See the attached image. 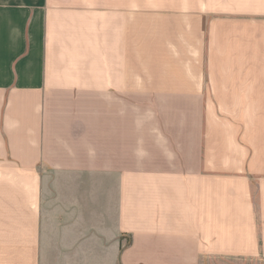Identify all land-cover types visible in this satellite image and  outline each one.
I'll use <instances>...</instances> for the list:
<instances>
[{
  "label": "crops",
  "instance_id": "crops-1",
  "mask_svg": "<svg viewBox=\"0 0 264 264\" xmlns=\"http://www.w3.org/2000/svg\"><path fill=\"white\" fill-rule=\"evenodd\" d=\"M264 264V0H0V264Z\"/></svg>",
  "mask_w": 264,
  "mask_h": 264
},
{
  "label": "rangeland",
  "instance_id": "rangeland-1",
  "mask_svg": "<svg viewBox=\"0 0 264 264\" xmlns=\"http://www.w3.org/2000/svg\"><path fill=\"white\" fill-rule=\"evenodd\" d=\"M232 263H234V262H232V261H223V262L217 261L216 264H232Z\"/></svg>",
  "mask_w": 264,
  "mask_h": 264
}]
</instances>
